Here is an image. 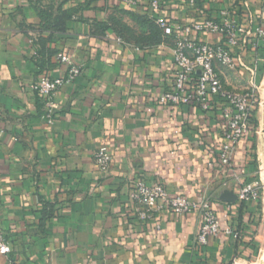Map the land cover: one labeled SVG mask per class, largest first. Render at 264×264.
I'll return each instance as SVG.
<instances>
[{
  "label": "crops",
  "instance_id": "0c3cea01",
  "mask_svg": "<svg viewBox=\"0 0 264 264\" xmlns=\"http://www.w3.org/2000/svg\"><path fill=\"white\" fill-rule=\"evenodd\" d=\"M150 1L136 0L131 8L123 0H0V226L12 245L0 264H264L262 185L259 200L241 203L239 184L218 163L224 103L207 113L159 102L172 80L179 32L154 31L146 19ZM190 1L164 0L162 14L178 29L229 8L247 31L264 29V0ZM79 7L69 21L61 19ZM55 20L61 21L56 33L50 30ZM255 40L247 37L249 45L237 51L248 66L255 57L264 63V37L257 48ZM60 54L81 64L83 73L56 93L50 124L32 83L60 75ZM217 67L229 89L249 88L250 73L238 61L234 68ZM102 145L114 158L107 173L94 163ZM263 157L264 140L249 138L235 170L244 181L258 179ZM137 180L209 198L220 235L198 249L194 217L170 215L161 230L140 223L128 200ZM228 228L242 236L226 234Z\"/></svg>",
  "mask_w": 264,
  "mask_h": 264
},
{
  "label": "built area",
  "instance_id": "2783aa9c",
  "mask_svg": "<svg viewBox=\"0 0 264 264\" xmlns=\"http://www.w3.org/2000/svg\"><path fill=\"white\" fill-rule=\"evenodd\" d=\"M164 0H151L149 11L162 30H177L179 38L174 49L172 80L168 89L160 96L162 105L174 107L197 106L210 113L215 103H224L223 140L218 146V163L224 172H231L239 184L238 200L241 203L261 198V183L258 180L244 181L235 170V159L241 147L248 141L253 131V118L260 105L259 77L260 59L255 57L251 66L246 65L237 51L244 49L247 37L256 39L252 43L257 48L264 37V29L259 27L247 31L236 19L234 11L227 8L217 17L203 16L197 21L178 29L167 16L162 14ZM128 7H135L136 0H123ZM191 4L195 0L190 1ZM202 36H216L218 42L202 41ZM120 42L122 39L119 38ZM138 50V49H137ZM237 61L250 73L249 88L245 91L229 89L223 82L217 65L236 67ZM56 64L60 75L43 76L32 83V88L42 100L43 119L53 124L58 102L56 93L66 85L73 84L83 73V66L69 55L57 56ZM109 146L102 145L94 155V163L100 173H107L113 164ZM213 165V163H212ZM128 200L136 219L143 224L152 223L158 230L165 217L174 215L187 220L196 218L198 223L194 246L203 249L217 238L221 231V221L209 198L200 200L173 193L162 182L137 180L130 182ZM226 234L239 239L242 231L226 229ZM12 253L3 228L0 226V257Z\"/></svg>",
  "mask_w": 264,
  "mask_h": 264
},
{
  "label": "trees",
  "instance_id": "16d2710c",
  "mask_svg": "<svg viewBox=\"0 0 264 264\" xmlns=\"http://www.w3.org/2000/svg\"><path fill=\"white\" fill-rule=\"evenodd\" d=\"M81 7H79L78 9H72V10H70V11H66V12H64L63 13V15L61 16V19L62 20H67V21H69L72 17H73V15L80 9ZM149 13H147L146 14V19L149 21V23L151 24V26L152 27H154L155 28V32L156 33H160L161 32V28L156 24V20H155V17H153L152 16V13L150 12V11H148ZM40 16H41V18L42 19H45V16H44V13L43 12H40ZM56 21V20H55ZM60 22L61 21H59V20H57L56 21V23H55V25H53L51 28H50V30L52 31V32H54V33H56V32H58L59 30H60ZM106 29V33L107 34H115V35H117L120 39H122L123 40V36H120L121 34L119 33V32H117V30L114 28V27H106L105 28ZM126 42V41H125ZM255 42H256V40H255ZM36 45H38V52H37V56H43L44 54H45V52H44V49H42L43 47H42V45H44L43 44V40L40 38L36 43H35ZM258 46H259V44H258ZM40 47V48H39ZM37 51V50H36ZM55 53H50L49 54V59L48 60H50V58L52 57V55H54ZM39 57V58H40ZM47 66H49V67H52V66H54V65H52L51 63H49V64H47ZM263 66V65H262ZM262 66H260V72H262ZM48 67V68H49ZM257 112V109H256V111H255V113ZM255 113H254V118H253V124H255L256 126L258 125L257 124V121H256V123H255ZM251 150H252V152H255V150H256V148H255V146L253 145L252 147H251ZM255 155V154H254ZM253 159H255V162L257 161V156L255 155V156H253ZM253 165H254V163L252 164V167L251 168H253ZM253 180H255V179H253ZM253 180H248L249 182H251V181H253ZM256 180H258L257 178H256ZM259 181V180H258ZM260 182V181H259ZM261 204V200H260V203H259V205Z\"/></svg>",
  "mask_w": 264,
  "mask_h": 264
},
{
  "label": "rangeland",
  "instance_id": "374dc122",
  "mask_svg": "<svg viewBox=\"0 0 264 264\" xmlns=\"http://www.w3.org/2000/svg\"><path fill=\"white\" fill-rule=\"evenodd\" d=\"M263 70L261 72V74L259 75L258 77V82H257V85L259 87V96H260V105L258 106V110L260 111V114H258V117H257V113H255V123L257 121V124H258V118H259V123L260 125H255L253 124V131L250 135V138L253 139L255 136H257L259 138V141L262 142V140H264V63H263V66H262ZM257 110V112H258ZM259 126V127H258ZM257 172H258V180L260 181L261 185H262V192H263V196H264V181H263V177H262V174L264 175V165L262 168H258L257 167ZM264 233V228H263V231ZM263 262H264V256H263Z\"/></svg>",
  "mask_w": 264,
  "mask_h": 264
},
{
  "label": "bare ground",
  "instance_id": "6f19581e",
  "mask_svg": "<svg viewBox=\"0 0 264 264\" xmlns=\"http://www.w3.org/2000/svg\"><path fill=\"white\" fill-rule=\"evenodd\" d=\"M262 163H264V157L261 159ZM263 166V165H262ZM264 170V169H263ZM264 173V172H263ZM263 181H264V175H263Z\"/></svg>",
  "mask_w": 264,
  "mask_h": 264
}]
</instances>
